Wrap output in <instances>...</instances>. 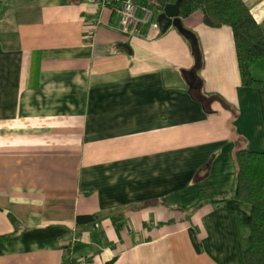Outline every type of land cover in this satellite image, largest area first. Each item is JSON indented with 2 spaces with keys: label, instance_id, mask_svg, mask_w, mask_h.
Here are the masks:
<instances>
[{
  "label": "crops",
  "instance_id": "1",
  "mask_svg": "<svg viewBox=\"0 0 264 264\" xmlns=\"http://www.w3.org/2000/svg\"><path fill=\"white\" fill-rule=\"evenodd\" d=\"M119 1L0 0V264H245L247 228L212 201L235 150L264 152L231 29L181 18L193 82L189 41L153 10L126 34ZM244 1L264 28V0Z\"/></svg>",
  "mask_w": 264,
  "mask_h": 264
},
{
  "label": "trees",
  "instance_id": "2",
  "mask_svg": "<svg viewBox=\"0 0 264 264\" xmlns=\"http://www.w3.org/2000/svg\"><path fill=\"white\" fill-rule=\"evenodd\" d=\"M175 1L135 0L140 7L156 12H161L165 4ZM197 11L202 13L205 26H228L231 29L240 83L243 87L257 90L264 125V28L256 22L244 0H180V18H186ZM201 63L200 59V67ZM234 161L232 194L213 198L212 201L235 211L240 225L247 228L243 248L244 263L264 264V152L241 147L235 150ZM212 196L213 192L209 189L200 191L201 199H211ZM83 220L89 221L92 218H77V222H84ZM1 238L10 239L14 236L5 235ZM190 238L194 248L199 250V241L192 229ZM111 262L112 259L103 264ZM63 264L77 263L75 259L65 255Z\"/></svg>",
  "mask_w": 264,
  "mask_h": 264
},
{
  "label": "built area",
  "instance_id": "3",
  "mask_svg": "<svg viewBox=\"0 0 264 264\" xmlns=\"http://www.w3.org/2000/svg\"><path fill=\"white\" fill-rule=\"evenodd\" d=\"M104 5V0H101ZM118 24L123 32L128 35H137L142 27L152 18V12L149 8L140 7L135 0H121L112 8ZM93 34L91 29H87L86 37L90 38Z\"/></svg>",
  "mask_w": 264,
  "mask_h": 264
},
{
  "label": "water",
  "instance_id": "4",
  "mask_svg": "<svg viewBox=\"0 0 264 264\" xmlns=\"http://www.w3.org/2000/svg\"><path fill=\"white\" fill-rule=\"evenodd\" d=\"M179 3L180 0H176L174 3L165 4L162 11L157 14L156 21L162 33L173 26L189 41L195 63L193 70L188 73V76L194 82L196 78L195 71L200 67L201 55L196 36L182 26L181 18L179 17Z\"/></svg>",
  "mask_w": 264,
  "mask_h": 264
},
{
  "label": "rangeland",
  "instance_id": "5",
  "mask_svg": "<svg viewBox=\"0 0 264 264\" xmlns=\"http://www.w3.org/2000/svg\"><path fill=\"white\" fill-rule=\"evenodd\" d=\"M194 63H195V61H194Z\"/></svg>",
  "mask_w": 264,
  "mask_h": 264
}]
</instances>
